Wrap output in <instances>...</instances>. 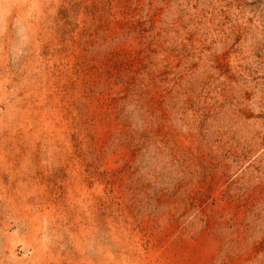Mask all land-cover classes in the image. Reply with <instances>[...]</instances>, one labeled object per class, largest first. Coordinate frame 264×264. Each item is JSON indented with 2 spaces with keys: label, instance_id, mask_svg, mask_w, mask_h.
Returning a JSON list of instances; mask_svg holds the SVG:
<instances>
[{
  "label": "rangeland",
  "instance_id": "obj_1",
  "mask_svg": "<svg viewBox=\"0 0 264 264\" xmlns=\"http://www.w3.org/2000/svg\"><path fill=\"white\" fill-rule=\"evenodd\" d=\"M0 264H264V0H0Z\"/></svg>",
  "mask_w": 264,
  "mask_h": 264
}]
</instances>
